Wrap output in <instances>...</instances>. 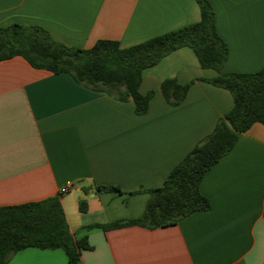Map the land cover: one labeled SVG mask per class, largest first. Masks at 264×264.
I'll return each instance as SVG.
<instances>
[{
	"label": "crops",
	"instance_id": "crops-1",
	"mask_svg": "<svg viewBox=\"0 0 264 264\" xmlns=\"http://www.w3.org/2000/svg\"><path fill=\"white\" fill-rule=\"evenodd\" d=\"M228 49L225 73L264 69V0H208ZM195 0H0V27L39 26L57 42L88 49L97 40L125 48L198 22ZM194 52L180 47L142 71L148 109L76 82L67 73L31 67L22 57L0 61V207L60 196L69 232L90 249L69 263L61 249L24 248L5 264H264V126L239 133L233 148L203 176L209 210L175 225L102 230L139 217L171 169L233 105L206 82ZM189 84L177 105L160 84ZM91 186H114L121 193ZM68 187V191L60 190ZM138 191L135 194L131 192ZM85 199L86 211L78 201Z\"/></svg>",
	"mask_w": 264,
	"mask_h": 264
},
{
	"label": "trees",
	"instance_id": "trees-1",
	"mask_svg": "<svg viewBox=\"0 0 264 264\" xmlns=\"http://www.w3.org/2000/svg\"><path fill=\"white\" fill-rule=\"evenodd\" d=\"M195 2L200 14L198 22L125 48L117 41L102 39L81 49L55 41L39 26L14 23L0 27V61L20 56L35 69L67 73L76 82L117 100L130 99L136 115L146 113L152 96V92L142 95L138 90L142 71L180 47L190 48L201 68L216 71L217 75L206 82L232 96L231 109L218 119L212 131L171 169L160 187L146 190L149 198L139 217L90 227L104 231L126 226L156 229L209 210L210 203L199 189L201 179L233 148L239 133L254 123L264 126V69L253 73L223 72L228 49L217 34L212 6L208 0ZM188 87L175 79H165L160 91L169 104L177 105L185 98ZM90 189L121 193L114 186H91L82 191L87 194ZM78 210L86 211L85 199L78 201ZM24 248L61 249L69 263H76L81 251L91 246L85 238L76 239L69 232L57 195L0 207V264Z\"/></svg>",
	"mask_w": 264,
	"mask_h": 264
},
{
	"label": "built area",
	"instance_id": "built-area-1",
	"mask_svg": "<svg viewBox=\"0 0 264 264\" xmlns=\"http://www.w3.org/2000/svg\"><path fill=\"white\" fill-rule=\"evenodd\" d=\"M67 191H68V187H64V188H62V189L60 190L61 193H65V192H67Z\"/></svg>",
	"mask_w": 264,
	"mask_h": 264
}]
</instances>
